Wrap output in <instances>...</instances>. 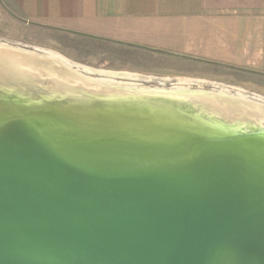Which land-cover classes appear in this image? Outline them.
<instances>
[{"label":"water","instance_id":"water-1","mask_svg":"<svg viewBox=\"0 0 264 264\" xmlns=\"http://www.w3.org/2000/svg\"><path fill=\"white\" fill-rule=\"evenodd\" d=\"M218 145L89 169L24 119L0 127V264H264V163Z\"/></svg>","mask_w":264,"mask_h":264},{"label":"bare ground","instance_id":"bare-ground-1","mask_svg":"<svg viewBox=\"0 0 264 264\" xmlns=\"http://www.w3.org/2000/svg\"><path fill=\"white\" fill-rule=\"evenodd\" d=\"M97 73L104 78L90 76ZM112 76L56 52L0 41V127L24 119L89 169L174 163L218 145L257 152L264 163V102L224 89L125 86Z\"/></svg>","mask_w":264,"mask_h":264},{"label":"crops","instance_id":"crops-1","mask_svg":"<svg viewBox=\"0 0 264 264\" xmlns=\"http://www.w3.org/2000/svg\"><path fill=\"white\" fill-rule=\"evenodd\" d=\"M0 8L26 28L264 78V0H0Z\"/></svg>","mask_w":264,"mask_h":264},{"label":"rangeland","instance_id":"rangeland-1","mask_svg":"<svg viewBox=\"0 0 264 264\" xmlns=\"http://www.w3.org/2000/svg\"><path fill=\"white\" fill-rule=\"evenodd\" d=\"M0 41L28 51L56 52L76 64L96 71L115 73L116 76L110 79L125 86L135 84L147 88L191 92L199 88L212 92L224 89L228 93L240 92L250 100L264 102V78L235 73L213 65L158 60L116 45L26 28L16 24L1 8ZM97 74L90 76L104 78ZM127 74L132 77H125Z\"/></svg>","mask_w":264,"mask_h":264}]
</instances>
